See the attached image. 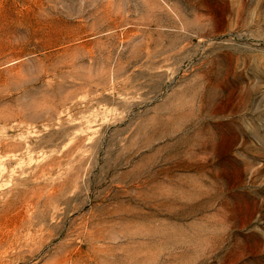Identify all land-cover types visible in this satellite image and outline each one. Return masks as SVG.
<instances>
[{
	"label": "rangeland",
	"instance_id": "obj_1",
	"mask_svg": "<svg viewBox=\"0 0 264 264\" xmlns=\"http://www.w3.org/2000/svg\"><path fill=\"white\" fill-rule=\"evenodd\" d=\"M0 264H264V0H0Z\"/></svg>",
	"mask_w": 264,
	"mask_h": 264
},
{
	"label": "bare ground",
	"instance_id": "obj_2",
	"mask_svg": "<svg viewBox=\"0 0 264 264\" xmlns=\"http://www.w3.org/2000/svg\"><path fill=\"white\" fill-rule=\"evenodd\" d=\"M73 47V46H72ZM71 47L70 46H64L62 52H61V55L62 57L64 58H71V57H74L73 55V51L71 52ZM88 53L91 57H96L98 55V51L96 49H94L93 47H90L88 49Z\"/></svg>",
	"mask_w": 264,
	"mask_h": 264
}]
</instances>
